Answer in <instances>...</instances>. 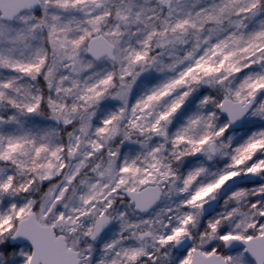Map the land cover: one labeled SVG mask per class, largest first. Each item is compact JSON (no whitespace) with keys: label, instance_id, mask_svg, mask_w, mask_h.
<instances>
[{"label":"snow or ice","instance_id":"6c2138e0","mask_svg":"<svg viewBox=\"0 0 264 264\" xmlns=\"http://www.w3.org/2000/svg\"><path fill=\"white\" fill-rule=\"evenodd\" d=\"M0 264H264V0H0Z\"/></svg>","mask_w":264,"mask_h":264}]
</instances>
